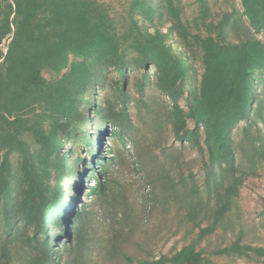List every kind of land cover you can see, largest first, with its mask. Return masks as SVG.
<instances>
[{
	"label": "trees",
	"instance_id": "trees-1",
	"mask_svg": "<svg viewBox=\"0 0 264 264\" xmlns=\"http://www.w3.org/2000/svg\"><path fill=\"white\" fill-rule=\"evenodd\" d=\"M200 2L204 18L208 2ZM241 4L248 23L245 36L229 41L226 30L233 12L208 23L207 35H193L177 0H130L121 25L102 0H0V264H96L90 256L98 249L92 232L99 224L98 208L112 225H129L128 231L111 229L113 247L106 249L105 258L120 254L119 245L134 229L126 179L117 180L114 171L126 155H133L127 149L135 125L126 81L138 67H155L157 87L172 101L169 120L175 139L208 155L215 205L209 204L210 193L205 202L193 188L183 199L188 219L200 227L199 238L216 231L246 175L264 160L262 128L256 134L251 129L257 124L253 114L264 110V93L258 92L264 81V39L257 36L264 33V0ZM165 17L172 22L167 32L161 29ZM173 32L188 45L195 38L202 50L200 77L168 42ZM45 71L54 77L47 78ZM111 78L112 93L99 100ZM183 98L188 109L180 104ZM244 120L249 126L236 140L234 128ZM162 125L159 120V131ZM79 135L85 152L67 171L74 151L67 145ZM106 137L111 140L104 152ZM146 154H137L141 164L149 160ZM81 166L80 180L62 183ZM165 174L159 172V182L151 178L144 186L156 183L161 195L170 191L177 196V183ZM86 177L95 179L85 195L89 203L80 200ZM202 213L211 219L206 226L197 219ZM215 252L263 256L264 247L243 243L240 236ZM138 264L212 261L191 242Z\"/></svg>",
	"mask_w": 264,
	"mask_h": 264
},
{
	"label": "rangeland",
	"instance_id": "rangeland-1",
	"mask_svg": "<svg viewBox=\"0 0 264 264\" xmlns=\"http://www.w3.org/2000/svg\"><path fill=\"white\" fill-rule=\"evenodd\" d=\"M102 1L106 2L118 25H121L119 20L122 21L126 18L130 0ZM177 2L182 8V17L193 35H207L209 33L208 23L218 22L226 12H233L230 25L226 30V40L238 41L245 36V28L248 23L243 14L241 0H207L208 13L204 18L200 0H177ZM154 16L155 22H157L156 13ZM171 24L170 19L165 17L161 29L167 32ZM177 36L173 32L169 36L168 42L178 55L187 57L200 77L203 72L202 50L195 42L194 37L190 38V45H188L185 41H180ZM257 36L264 39V33L257 34ZM3 48L6 49L5 43ZM45 76L47 78L54 77L48 71H45ZM112 79L109 80L108 86L99 92V100L112 93ZM187 85L191 87L192 82L188 81ZM126 89L132 100L129 112L135 125L127 149H129V154L133 155H126L125 161L121 165L115 166L114 175L119 181L124 182L126 179L127 198L130 202V214L133 221L131 226L134 231L132 234L130 232L128 241L123 240L119 245L121 248L119 255L113 259L105 258L106 249L109 248V245L111 249L113 247V242L111 244L110 241L111 229L123 225L122 221L112 225L111 220L103 214V210L97 207L99 224L92 228V232L94 238L98 240L95 245L98 249L91 253L90 257L93 262L96 264H138L141 258L173 253L185 244L195 242L198 249H201L210 258L212 264H264V255H226L215 252L219 247L231 244L240 236L243 243L264 247V160L259 164L255 173L246 175L232 209L226 214L224 221L218 224L216 231L199 238L200 227L188 219L189 206L187 200L183 198L192 188L198 189L200 195L206 198L205 202H207L210 193L209 204L210 206L215 205V182L208 165V155L204 149H199L191 142L181 143L175 139L169 120L172 101L158 89L154 66L147 70L144 67L133 68L128 73ZM260 91L262 94L264 93V81L258 85V92ZM143 100L147 102L148 106L144 104ZM180 104L188 109V102L185 98L181 99ZM263 116L264 110L253 114L257 120V124L251 126L254 134L257 133L258 127L262 128L264 134ZM159 120L163 122L161 131L157 127ZM189 125L193 126L191 120ZM248 126L249 121L240 122L234 128V138L240 140L244 135L245 127ZM91 130H94V127H91ZM110 140L108 137L104 139V143H102L104 152L108 148ZM201 141H203V135H201ZM69 145L73 146L74 151L69 153L72 164L67 168V171H70L73 164L78 162L79 153L85 152L82 149L81 135L77 136L73 142L68 143V149ZM137 154H143V156L146 154L147 157L149 156V160L141 164ZM156 156L157 158H155ZM84 170L85 167L81 166L78 173L72 177L65 176L62 183L66 185L70 181L80 180ZM159 172L166 173L168 180L177 183V196H172L170 191L167 195H161L156 183L144 186V183L151 178L159 182L156 179ZM87 178L84 180V188L81 192L80 200H83V203H89V198H85V195L89 187L95 183L93 177ZM117 187L118 190H121V187ZM120 217L122 218V214L118 212V218ZM197 219L202 226L211 222V219L205 217L203 213ZM117 221L119 220L117 219ZM128 226H123L125 231L130 229Z\"/></svg>",
	"mask_w": 264,
	"mask_h": 264
}]
</instances>
